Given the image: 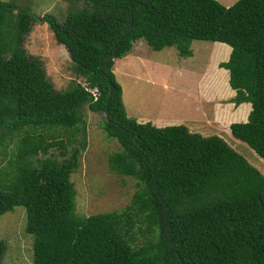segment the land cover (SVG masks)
<instances>
[{"label":"trees","instance_id":"obj_1","mask_svg":"<svg viewBox=\"0 0 264 264\" xmlns=\"http://www.w3.org/2000/svg\"><path fill=\"white\" fill-rule=\"evenodd\" d=\"M13 11L0 1V154L12 146L0 171V215L23 209L30 263L264 264V176L217 135L125 116L111 71L136 40L181 58L191 41L216 43L210 62L227 46L210 76L227 89V71L228 132L264 161V0H83L61 22ZM30 22L47 26L85 86L52 89L21 48ZM83 106L102 113L97 126L119 147L106 157L108 172L134 181L126 213L73 212ZM52 147L60 162L45 156ZM133 225L145 233L140 245L130 243Z\"/></svg>","mask_w":264,"mask_h":264},{"label":"rangeland","instance_id":"obj_2","mask_svg":"<svg viewBox=\"0 0 264 264\" xmlns=\"http://www.w3.org/2000/svg\"><path fill=\"white\" fill-rule=\"evenodd\" d=\"M0 1L11 3L13 12L15 9H26L38 18L51 15L57 22H61L68 11L83 6V0ZM215 1L228 6L236 0ZM215 44L191 41L190 56L181 58L173 47L153 51L141 40L134 41L122 58L113 61V77L121 91L120 101L125 116L145 120L152 126V121H165V124H155L157 126L154 127L182 125L186 128L195 123L194 131L189 129L191 133L201 136L217 135L264 176V161L229 135L228 125L235 123L228 120L229 109L230 113L234 109L228 103L231 92L225 87L219 89L210 76V73L218 69V63L226 60L224 57L210 62ZM21 48L26 56L39 60L45 79L53 90L67 89L71 83L85 86L83 80L73 74L65 50L54 42L45 24L30 22ZM209 68V74L205 75ZM243 104L248 108L246 103ZM102 118L101 112H92L82 107L83 146H76V165L69 175L74 190L73 212L77 216L126 213L125 207L130 203L135 189L131 178L117 176L107 170L106 157L119 151V147L98 128L97 124ZM79 137L77 134L76 138ZM71 146L73 144L66 147V157ZM11 147L9 144L8 148ZM8 148L5 156L0 154V171L9 156ZM45 156L52 157L57 162L63 158L53 147L48 149ZM131 235L130 243L135 245H140L145 237V233L137 231L135 225L131 229ZM32 238L23 231L21 207L15 206L1 214L0 241L3 242L4 251L0 264H31Z\"/></svg>","mask_w":264,"mask_h":264},{"label":"crops","instance_id":"obj_3","mask_svg":"<svg viewBox=\"0 0 264 264\" xmlns=\"http://www.w3.org/2000/svg\"><path fill=\"white\" fill-rule=\"evenodd\" d=\"M224 45V44H223ZM226 46V45H225ZM226 49H227V53L225 54V57L227 58V55H228V52H229V48L226 46ZM113 66V65H112ZM111 70H112V72H115V66H113L112 68H111ZM222 70V72H224V76H225V85H226V88H227V90L229 91V92H231L230 93V97L229 98H231L232 96H233V91L232 90H230L229 88H228V85H227V71L226 70H223V69H221ZM226 74V75H225ZM120 96H121V93H120ZM227 97V98H228ZM228 98V99H229ZM231 104V103H230ZM247 104V103H246ZM232 105V104H231ZM247 106H248V110H249V105L247 104ZM248 110H247V112H248ZM230 111H231V109H229V111H228V113H230ZM247 112H246V114H247ZM245 117H246V115H245ZM245 117H244V119H243V121H241V122H244L245 121ZM135 121L136 122H139V123H143L144 121L143 120H138V119H136L135 118ZM152 124H154V126H157V125H163V124H165V121H152ZM155 124H157V125H155ZM195 124V123H194ZM194 124H192L191 125V127H187L186 126V129L188 130V132H191L190 130H193L194 131V129H195V125ZM190 129V130H189ZM193 133V132H192Z\"/></svg>","mask_w":264,"mask_h":264},{"label":"built area","instance_id":"obj_4","mask_svg":"<svg viewBox=\"0 0 264 264\" xmlns=\"http://www.w3.org/2000/svg\"><path fill=\"white\" fill-rule=\"evenodd\" d=\"M88 92L90 93V95L94 99V97H95V90L94 89H91V90H88Z\"/></svg>","mask_w":264,"mask_h":264}]
</instances>
